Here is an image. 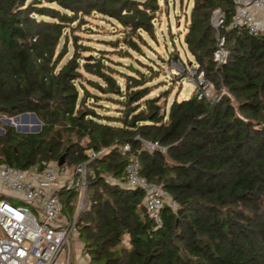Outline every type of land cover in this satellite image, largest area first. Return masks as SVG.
<instances>
[{
    "label": "trees",
    "instance_id": "16d2710c",
    "mask_svg": "<svg viewBox=\"0 0 264 264\" xmlns=\"http://www.w3.org/2000/svg\"><path fill=\"white\" fill-rule=\"evenodd\" d=\"M169 1L0 0V118L32 113L41 124L29 134L2 126L0 165L42 169L64 153V166L86 164L92 206L77 233L91 264H264V36L232 26L231 0H192L181 45L217 99L167 103L169 92L152 96L142 70L155 59L138 58L163 38L158 15ZM216 10L228 50L219 65ZM93 17L118 30L122 40L109 43L136 65L83 44ZM131 157L167 195L161 227L142 191L118 184ZM76 196L64 195L70 214Z\"/></svg>",
    "mask_w": 264,
    "mask_h": 264
},
{
    "label": "built area",
    "instance_id": "2783aa9c",
    "mask_svg": "<svg viewBox=\"0 0 264 264\" xmlns=\"http://www.w3.org/2000/svg\"><path fill=\"white\" fill-rule=\"evenodd\" d=\"M235 11L233 27H242L253 36H264V0H231ZM224 14L213 12L211 26L216 34L213 61L225 63L228 50L220 30ZM168 73L175 78L185 79L192 84L198 98L214 103L217 95L212 85L195 64L184 66L179 61L171 62ZM148 150L163 152L157 143L142 141ZM128 151L129 146H123ZM87 151L89 159L101 155ZM110 183H118L106 178ZM125 188L142 191L143 203L157 227H161L160 211L167 203V195L160 186L146 181L140 175L138 161L131 157L125 169L124 181L118 183ZM87 188V167H58L51 162L46 167L21 169L0 165V264H85L74 250L77 233V218L81 210V199ZM75 192L80 204L70 214L66 210L65 193ZM168 205L174 206L170 201ZM92 202H88L89 210ZM64 254L63 259L60 256ZM90 262V259L88 263Z\"/></svg>",
    "mask_w": 264,
    "mask_h": 264
},
{
    "label": "rangeland",
    "instance_id": "374dc122",
    "mask_svg": "<svg viewBox=\"0 0 264 264\" xmlns=\"http://www.w3.org/2000/svg\"><path fill=\"white\" fill-rule=\"evenodd\" d=\"M187 2V0H182L180 2V7L183 6V4ZM192 2V0H191ZM190 2V3H191ZM189 3V4H190ZM179 1L176 0V10L172 7V5H168V9L166 10V6L163 5V11L158 15V20H159V31L163 32V38L159 36V43L158 45L153 44L152 42H149L150 46H152L153 49L146 50V55L147 57H139L138 60H140L144 64H148V59L147 58H153L155 59V63L153 64L152 71L147 68H143L142 70L148 75L151 76L152 81L149 83V86H151L153 89L151 95L156 96L163 90H167L168 97H167V103H170L172 100H182L183 98H189L191 97L194 93V87L192 84L188 83L185 79L182 78H174L170 76L168 73L169 66L171 62H174L175 60L179 61L182 63L184 66H189L192 64L188 60H191V57L187 55V53L184 51L181 45V41L183 38V35L185 34L186 31V17L187 14L189 16L190 12V5L187 9V14H184L183 10L178 8ZM175 11H179V15L177 16ZM89 20V29L87 31L89 32L88 34L86 33H80V35L83 37V44L88 43V45L94 47V50L96 51H103L106 50L110 53H107L106 56H110L113 60L121 61L124 64H129L130 66H133L132 64H135V60L137 56L133 54V57L130 59H118V48H113L110 41H115L118 38V41L120 42L122 40L121 36H118L116 33L118 32L117 29L112 26L111 23H108L106 21H102L98 17H93L88 19ZM93 30V31H90ZM172 39L174 41H172ZM163 40H165L166 45L163 44ZM154 50V51H153ZM151 64V63H149ZM120 83H122V80H119ZM214 92V90L212 91ZM215 93V92H214ZM164 100L162 99L160 103L162 104ZM109 107V114L113 115L115 107L114 106H108ZM10 119L13 128L17 131V128H20V131H17L19 133L23 134H29L31 133V130L33 128H36L38 124L33 122L31 116L27 117H21L18 116V119L15 118H6L2 117L0 118V129L3 130L2 126L6 125L5 120ZM41 126V124H40ZM23 128H27V132H23ZM85 195L81 199V210L85 211L86 210V205L87 201L85 199ZM72 203V208L73 210L79 206L80 204V199L78 196H76ZM79 212V213H80ZM74 250L78 258L82 260L85 264H91L89 261V257L83 253L82 251V243L80 240L75 238L74 242ZM64 254L60 256V259H63Z\"/></svg>",
    "mask_w": 264,
    "mask_h": 264
},
{
    "label": "water",
    "instance_id": "95a60500",
    "mask_svg": "<svg viewBox=\"0 0 264 264\" xmlns=\"http://www.w3.org/2000/svg\"><path fill=\"white\" fill-rule=\"evenodd\" d=\"M20 116L23 117V118L24 117H27V116H31L33 122H35L36 124H38V126L36 128H33L31 130V133H38L40 131V129H41L40 122H39V120L36 118V116L34 114H32V113H25V114H22ZM15 119H18V116L15 117ZM5 123H6L7 126H12L13 127L10 119H6L5 120ZM20 130H21L20 128H17V131H20ZM22 130H23V132H27L28 131L27 128H23ZM3 133H4V131L2 129H0V136L3 135ZM64 163H65V153L58 159L57 166L58 167H62V166H64Z\"/></svg>",
    "mask_w": 264,
    "mask_h": 264
},
{
    "label": "crops",
    "instance_id": "0c3cea01",
    "mask_svg": "<svg viewBox=\"0 0 264 264\" xmlns=\"http://www.w3.org/2000/svg\"><path fill=\"white\" fill-rule=\"evenodd\" d=\"M179 1V0H178ZM191 2V0H187V2H185L184 4H183V6L182 7H180V2H179V5H178V8H179V10L180 9H182L183 10V12H184V14H187L186 12H187V9H188V7H189V5L191 6L192 5V2ZM190 3V4H189ZM172 5V7L176 10V0L174 1V2H172V1H169L168 2V4L167 5H165L166 6V10L168 9V5ZM191 8V7H190ZM174 10V13H176V15L178 16L179 14V11L177 12V11H175ZM186 20H187V22H186V25H187V23H188V14H187V17H186ZM184 99H188V98H183L182 100H184Z\"/></svg>",
    "mask_w": 264,
    "mask_h": 264
}]
</instances>
